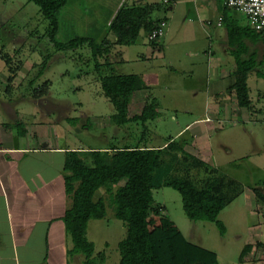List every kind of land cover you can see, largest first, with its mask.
<instances>
[{
	"label": "crops",
	"instance_id": "1",
	"mask_svg": "<svg viewBox=\"0 0 264 264\" xmlns=\"http://www.w3.org/2000/svg\"><path fill=\"white\" fill-rule=\"evenodd\" d=\"M8 1L0 2L5 6ZM162 1L68 0L63 12L66 10L68 16L70 9V17L78 19L89 15L91 35L101 40L109 34L108 26L123 4L156 5L152 17L167 20L165 35L153 44L142 31L134 44L115 46L111 59L117 73L139 74L149 85L133 95L129 115L141 114L155 99L158 116L148 123V146L163 147L169 137L173 138L187 152L244 185V193L220 214L226 225L221 236L239 232L236 225L240 222L248 234L233 235L243 242L242 249L252 244L249 254H254V249L264 247V211L253 192V188L264 186V35L252 29L246 17L227 7L224 0ZM86 7L105 12L102 25L95 14L82 12ZM219 16L224 18L222 26L217 25ZM108 37L115 39L111 34ZM241 67L250 69L249 106L240 104L234 90ZM168 111L176 128L161 142H154L155 122ZM0 118L4 121L3 114ZM11 127H0V264H84L83 254L68 255L73 243L62 219L70 204L63 173L65 155L73 149L107 146H33L17 138L29 133L26 126L25 132ZM140 128L132 124L120 129L122 144L135 143ZM239 200L245 203L234 219L229 208ZM126 233V226L112 208L107 209L105 218L90 220L87 236L95 244V258L104 252L101 264H120L118 244ZM247 256L245 262L249 261Z\"/></svg>",
	"mask_w": 264,
	"mask_h": 264
},
{
	"label": "trees",
	"instance_id": "2",
	"mask_svg": "<svg viewBox=\"0 0 264 264\" xmlns=\"http://www.w3.org/2000/svg\"><path fill=\"white\" fill-rule=\"evenodd\" d=\"M28 1L39 6L56 33L68 0ZM155 6L123 4L108 26V33L115 37L114 40L108 34L101 40L93 36H77L66 42L72 47L86 45L93 52L95 79L100 83L103 96L113 106V124L120 129L138 124L143 129L135 143L66 151L63 173L70 204L62 219L73 243L68 255L83 254L84 264H101L105 260L104 252H99L95 258L96 247L89 240L87 230L90 220L106 217L108 206L127 229L126 236L118 244L120 264H220L214 250L185 236L166 214V207L156 202L154 190L163 187L177 190L186 216L192 221L216 224L221 235L226 233V225L220 219L221 212L245 191L241 182L187 152L173 138L169 137L163 147L147 145L148 132H151L148 123L158 116L155 99L145 105L141 114L129 115L133 95L148 89L149 85L139 74L117 73L111 59L115 46L134 44L142 31L150 35L161 21L166 20L153 19ZM149 42L156 44L158 40ZM45 67H40L35 77L27 79L28 87H34L44 75ZM249 71V67H241L236 74L234 90L242 106L250 105ZM69 121L76 126L80 118H70ZM88 125L91 126L89 121ZM15 126L26 131L22 121ZM253 192L257 205L264 211V186L253 188ZM252 248L253 245L248 244L242 249L241 262Z\"/></svg>",
	"mask_w": 264,
	"mask_h": 264
},
{
	"label": "rangeland",
	"instance_id": "3",
	"mask_svg": "<svg viewBox=\"0 0 264 264\" xmlns=\"http://www.w3.org/2000/svg\"><path fill=\"white\" fill-rule=\"evenodd\" d=\"M69 10L68 16L66 10L62 13L60 28L54 33L49 20L44 18L35 3L9 0L2 6L0 2V115L4 116L0 127L11 129L22 121L29 133L17 138L33 146L55 144L87 148L121 145L122 131L109 118L113 106L103 96L100 83L95 79L93 52L86 45L72 47L66 44L77 36L91 37L93 27L88 22L92 18L89 15L79 19L70 17ZM82 12L95 14L99 25L106 15L96 8L86 7ZM42 66H46L44 75L34 87H28L27 79L35 77ZM74 117L80 118L76 126L66 120ZM172 117L168 111L155 122L154 142L158 139L161 142L176 128ZM154 198L166 207V214L187 238L217 252L220 264H264L262 246L254 249V254L246 255L248 262L240 261L243 242L233 234H248L240 222L236 225L239 232H230L222 238L216 224L192 221L186 216L177 190L170 187L155 189ZM242 203L245 201L232 204L229 216L238 218Z\"/></svg>",
	"mask_w": 264,
	"mask_h": 264
},
{
	"label": "built area",
	"instance_id": "4",
	"mask_svg": "<svg viewBox=\"0 0 264 264\" xmlns=\"http://www.w3.org/2000/svg\"><path fill=\"white\" fill-rule=\"evenodd\" d=\"M164 4H169L170 2H176L175 0H163ZM227 7H230L239 13L243 14L248 24L252 29L260 32L264 35V0H224ZM223 16H219L217 25H223ZM208 25L211 24L210 21L207 22ZM168 26L167 20L161 21L158 26L153 30V32L148 35V40H159L165 35ZM207 121H210L207 118Z\"/></svg>",
	"mask_w": 264,
	"mask_h": 264
}]
</instances>
